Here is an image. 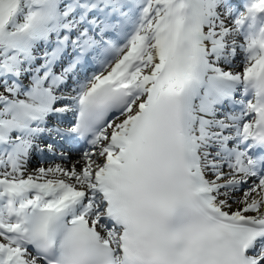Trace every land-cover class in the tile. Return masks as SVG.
I'll return each mask as SVG.
<instances>
[{
	"label": "snow or ice",
	"instance_id": "1",
	"mask_svg": "<svg viewBox=\"0 0 264 264\" xmlns=\"http://www.w3.org/2000/svg\"><path fill=\"white\" fill-rule=\"evenodd\" d=\"M0 264H264V0H0Z\"/></svg>",
	"mask_w": 264,
	"mask_h": 264
}]
</instances>
